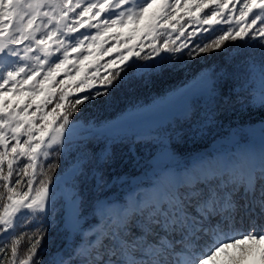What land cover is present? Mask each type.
<instances>
[{
	"label": "snow or ice",
	"instance_id": "6c2138e0",
	"mask_svg": "<svg viewBox=\"0 0 264 264\" xmlns=\"http://www.w3.org/2000/svg\"><path fill=\"white\" fill-rule=\"evenodd\" d=\"M221 50L248 51L242 76L229 56L172 99L185 115L197 91L225 110L264 109V0H0V264H264V149L122 208L97 199L99 223L85 229L79 185H107L111 144L127 142L132 154L154 135L136 109L145 127L87 126L86 136L111 144L53 179L76 142L82 105Z\"/></svg>",
	"mask_w": 264,
	"mask_h": 264
},
{
	"label": "trees",
	"instance_id": "16d2710c",
	"mask_svg": "<svg viewBox=\"0 0 264 264\" xmlns=\"http://www.w3.org/2000/svg\"><path fill=\"white\" fill-rule=\"evenodd\" d=\"M110 43H115V41H111ZM256 53L258 54V50H256ZM247 55L248 51H242L239 55L233 52L226 53L223 50L218 53H209L206 55L207 58H205L203 67L205 71L212 70L219 72L220 68L224 66L226 59L231 56L233 57L231 70L236 72L238 76H242L243 67L241 62ZM104 59L107 60L110 57H105ZM199 59L200 57H197L193 61H187V63L180 65L174 72L151 73L144 80H141L140 76L130 79L123 87L113 93L108 103L93 102L88 105H82L81 111L73 117L77 121L74 125L79 124L84 128L89 125L97 127L103 123L118 119L131 108H138L149 104L153 98L155 100L157 96L171 92L173 89L186 83V76L190 73L189 69L197 65L196 63ZM185 60H187L186 57ZM139 63H144V61H140ZM234 86H236L235 78L228 81L225 90L231 91ZM236 91H239L238 87H236ZM176 123L174 128L171 127L168 135L164 137L169 138L170 149L174 153L179 154L183 161H189L195 156L205 153L214 144L224 143L226 144L225 146H229L234 142L248 139L249 137H244L245 134L243 133L228 137L226 131L232 130V128L233 130H243L246 127L262 125L264 123V109L252 107L241 110L239 105H236L235 108L229 107L225 110V106L220 105L218 107L217 102L214 100L212 103L193 112L190 118ZM105 144L106 142L103 140H86L85 138L81 141L78 138L77 146L75 147V143L73 144L72 152L67 157L62 155L58 158V166L56 172L53 173V179L63 169L67 168L69 162L72 163L78 155L79 157H88V161L98 160L102 156ZM126 144L127 142L125 144H111L115 160L105 170L108 183L125 176L132 179L141 177V170L134 164L135 159L133 157L148 149L150 152L155 147L152 144L143 143L137 145L134 153L129 154ZM79 187L84 189V194L86 195L84 199L85 208L92 206L97 199L99 201L107 200L106 198H109V196L106 195H111L115 191V186H113L111 189L107 188V192L103 194L101 188L95 190L90 183H81ZM20 231L22 232L24 229ZM48 235L52 236L50 231Z\"/></svg>",
	"mask_w": 264,
	"mask_h": 264
},
{
	"label": "rangeland",
	"instance_id": "374dc122",
	"mask_svg": "<svg viewBox=\"0 0 264 264\" xmlns=\"http://www.w3.org/2000/svg\"><path fill=\"white\" fill-rule=\"evenodd\" d=\"M207 56L200 57L199 61L190 68V73L186 76V83L190 86L193 82V76L205 71L204 69V61ZM186 83L178 86L177 88L173 89L171 92L162 94L157 96V98L152 99V101L145 105L138 108H131L126 111L124 115L119 117L118 119L110 122H106L97 126L96 128H104L107 125L114 124L117 122H121L124 124V130L127 128H136L140 129L145 127L135 116L136 109H144L146 115L150 118V126L154 129V135L152 138L148 139L149 141H154L159 137V133H163L165 128L168 126L171 127L172 123L175 121H179L185 117H188L191 113L189 112L185 115V105L182 102L172 99L171 94L176 90H183L185 88ZM202 100L209 101V96L202 92L197 91L194 92L188 98V103L191 106V109L195 108L198 103H202ZM190 109V111H191ZM264 124V123H263ZM254 125L250 127H246L243 130L236 129V130H228L227 136H234L239 133L245 134L244 137H251V139L244 143L243 145L239 146V152L241 155L251 154L256 155L255 153V146H253V142L261 143L262 146L264 145V133H262V129H264V125ZM77 129V138L75 142V147L77 146V140L80 137H85L86 133L84 132V127L77 124L73 125ZM193 128V127H192ZM190 128V129H192ZM243 128V127H241ZM194 130V129H193ZM124 131L120 132V135H123ZM263 138L262 139L260 138ZM86 140H103L106 142L105 145H109L111 143L110 140L106 138L105 135H88L86 136ZM104 145V147H105ZM155 147L149 152L145 150L144 152L138 153V155H134L133 159H135L134 164L137 168L141 170V177L139 176L133 186L130 185L132 178H127V176L122 177L121 179H115L107 183L106 186L101 188L103 194L107 192V188H112L115 186L113 193L106 199H113L109 203L113 208H122L134 200L143 199L148 197H154L159 194L163 186L174 184L178 180L185 178L189 175H196L197 173H202L205 171L209 166L219 167L225 164H230L235 162L239 158V154L235 149L232 153L226 154L223 153L219 147H212L210 149V156L208 155L197 158L194 162L189 164L186 168L180 169L179 167H175L173 164L180 165L181 163L185 162L179 156V154L174 153L170 149V140L164 139L161 141L160 144L154 145ZM261 148L260 150H262ZM260 150L257 151V155L260 153ZM212 152V153H211ZM103 155V152H102ZM141 156V157H140ZM83 159L85 163L88 162V157H79L75 160ZM142 160V161H140ZM183 161V162H182ZM186 163V162H185ZM71 165L69 162L68 167ZM160 180V181H159ZM161 184V185H159ZM80 186V185H79ZM110 186V187H109ZM80 188V194L83 200L86 198L84 194V189ZM96 190V189H95ZM98 194V193H97ZM124 194V195H123ZM123 195V196H122ZM152 195V196H151ZM104 196V195H103ZM117 200V201H116ZM94 204V203H93ZM92 206L85 208V219L83 222V226L87 229L90 225L98 224L99 223V216L93 217L91 214ZM63 212L58 213V215H62ZM62 227V225H60ZM50 234L53 233L50 231ZM59 235H64V233H60ZM78 239V237H77ZM57 242L59 243V239L57 238Z\"/></svg>",
	"mask_w": 264,
	"mask_h": 264
},
{
	"label": "bare ground",
	"instance_id": "6f19581e",
	"mask_svg": "<svg viewBox=\"0 0 264 264\" xmlns=\"http://www.w3.org/2000/svg\"><path fill=\"white\" fill-rule=\"evenodd\" d=\"M252 145L255 146V149H254V150H255V153H256V154H257V151L260 150L261 148L264 149V145L262 146L261 143H256V144H255V143L253 142ZM260 151H261V150H260ZM159 185H161V184H159ZM151 196H152V195H151ZM147 197H148V196H147Z\"/></svg>",
	"mask_w": 264,
	"mask_h": 264
}]
</instances>
